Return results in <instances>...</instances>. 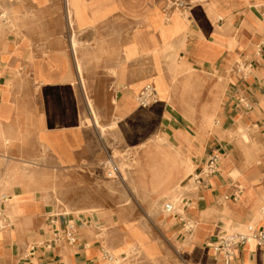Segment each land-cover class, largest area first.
<instances>
[{
    "label": "crops",
    "instance_id": "crops-1",
    "mask_svg": "<svg viewBox=\"0 0 264 264\" xmlns=\"http://www.w3.org/2000/svg\"><path fill=\"white\" fill-rule=\"evenodd\" d=\"M168 1L0 0V181L22 176L13 171L53 140L70 145L46 152L57 168L93 162V134L106 127L94 116L109 112L123 146L164 136L193 166L190 180L170 184H182L178 216L160 225L181 264H264V246L252 241L228 258L215 250L263 225L264 0H179L184 11ZM153 83L157 101L142 109L135 99ZM214 152L217 173L195 183ZM20 182L0 191V264H111L107 247L119 249L124 232L108 215L63 217ZM153 244L144 264H168ZM130 252L119 251L121 264H137Z\"/></svg>",
    "mask_w": 264,
    "mask_h": 264
},
{
    "label": "rangeland",
    "instance_id": "rangeland-1",
    "mask_svg": "<svg viewBox=\"0 0 264 264\" xmlns=\"http://www.w3.org/2000/svg\"><path fill=\"white\" fill-rule=\"evenodd\" d=\"M168 2V9L170 10L171 3L170 1ZM153 84L155 90L158 92L156 84ZM100 114L101 116L99 113H95L96 117L94 116L93 122L96 126L99 124L106 127L104 128L105 131L102 130L103 127H99V133L98 129H96L93 134L95 149L99 153V157L93 162H82L77 167L57 168V164L49 158L50 156L46 152L48 150L55 152L57 149L67 151L70 145L58 144L56 140H53L52 142L41 144V146L39 145V152L42 158L30 161L29 163L25 162L23 165L21 164L24 167L21 171H13L14 173H23L22 176L11 175L7 176L5 180H1L0 191L11 190L13 184L19 183V179H21L20 184L29 185V187L24 188L31 191H39L44 199L48 200L56 208L57 214H63V216L65 215L64 217L70 213H105L111 220V230L115 231L118 226L119 231L121 233L124 232L119 249L115 250L107 247L110 261L114 257L121 264L123 260L119 256V251L123 250L126 253L131 251L125 256L129 259L128 262L132 261V263L144 264L145 259H143L142 254L151 258L156 251L153 244L156 242L161 247V252H168L169 255L165 256L160 252L158 254V261L162 260L169 264V260H172L173 264H181L180 257L170 251L171 249L163 237L160 225H164V223L160 209L167 200V197L161 199L162 195H174L171 190L184 178L183 170L179 171L175 178L179 182L176 183L175 187H171L170 183L145 195L137 189L132 176L128 175L125 181H120L119 175L115 176L112 174L111 165H117V168L123 165V163L125 165L129 155L134 150L141 148L140 144L147 139L143 140L137 148L123 146L112 135L115 127L112 125V122L108 123L111 120L108 119L110 113L105 112ZM84 122L87 125L91 124V121L86 118ZM142 123L144 126V120ZM99 135L101 140L99 139ZM145 138L147 137L144 136L143 139ZM184 169H189L192 173L193 166L187 161ZM118 223L120 224L118 225ZM6 227L7 225L3 229ZM113 239V244L117 245L118 237ZM115 260L111 261V264H115Z\"/></svg>",
    "mask_w": 264,
    "mask_h": 264
},
{
    "label": "bare ground",
    "instance_id": "bare-ground-1",
    "mask_svg": "<svg viewBox=\"0 0 264 264\" xmlns=\"http://www.w3.org/2000/svg\"><path fill=\"white\" fill-rule=\"evenodd\" d=\"M170 82H171V80H170ZM203 120H204L206 125H209V126L212 125L211 124L212 123L211 118L206 117V118H203ZM211 131H212V129H211ZM140 145H141V148H138V149L134 150L132 152V154L129 155V158L125 162V165L123 163V165L119 166L118 169H119V180L120 181H125L126 177L128 175L132 176L133 182H134L135 186H137V189H139L145 195L146 193L148 194V192H154L157 189H159L160 187H163V186H165L167 184L172 183L175 180V178H176L177 174L179 173V171L183 170L184 175H185L184 176L185 180L186 181L190 180V178H191V170L184 169V166L186 165L187 161L186 160H184V161L178 160V158L176 159L172 155L171 146L166 142V139H165L164 136L155 137L154 140L148 138L146 141H144ZM39 154H41V153H39ZM175 172H176V174H173ZM181 187H182V184L181 185H177L174 189L171 190L173 192V194H174L173 196H167V194L165 193L166 195H164V196L162 195L161 199H165L167 197L166 201H168V203H170L174 208H176L177 205L180 203V200H181V196H180ZM160 210H161V213H162V220H163V223L165 225V223L167 221L172 219V215L166 213L165 211H163V206H162V208ZM154 213H156V211H154ZM160 216H161V214H160ZM5 225H7V219L4 216V223H3L2 227H1L2 230H3V227ZM113 260H115L114 257L111 258L112 262H113ZM115 264H120V263L117 262V260H115Z\"/></svg>",
    "mask_w": 264,
    "mask_h": 264
},
{
    "label": "built area",
    "instance_id": "built-area-1",
    "mask_svg": "<svg viewBox=\"0 0 264 264\" xmlns=\"http://www.w3.org/2000/svg\"><path fill=\"white\" fill-rule=\"evenodd\" d=\"M187 5L183 1L176 0L170 4V9L184 11ZM137 105L142 108H148L157 101V93L155 87L151 84H146L140 93L135 99ZM219 161V153H212L206 160L203 168L193 176V181L199 183L202 179L209 178L217 173V165ZM111 172L113 175H119L118 168L111 165ZM108 172V173H111ZM186 206V203L183 204ZM163 211L172 216H178V210L174 208L170 203L163 204ZM263 213V225L259 229H249L248 234H234L223 237L219 240L218 244L215 247V250L218 254L222 255L225 258H228L232 255L233 249L239 246L245 245L248 241H252L257 247L264 246V209ZM183 226L187 231L192 229V224L188 221L182 220ZM4 223L3 209L0 207V229Z\"/></svg>",
    "mask_w": 264,
    "mask_h": 264
}]
</instances>
